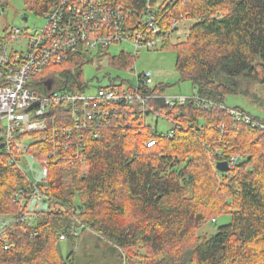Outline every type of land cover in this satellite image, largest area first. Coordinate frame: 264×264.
Masks as SVG:
<instances>
[{"label": "trees", "instance_id": "trees-1", "mask_svg": "<svg viewBox=\"0 0 264 264\" xmlns=\"http://www.w3.org/2000/svg\"><path fill=\"white\" fill-rule=\"evenodd\" d=\"M23 1L37 16L58 2ZM147 1L123 0L135 25ZM169 8L173 19L194 25L186 42L173 45L167 38L161 50L177 52L181 81L193 83L199 97L216 107L202 109L188 101L170 109L155 100L151 110L174 122L173 137H163L132 112V117H118L96 129V137L92 131L82 132L85 163L72 158L75 167L65 154L64 159L55 152L51 159V133L26 136L41 140L28 153L42 164L49 160L46 193L53 208L34 209V221L9 227L5 235L16 247L5 250L0 241V264H76L72 255L65 259L59 250L61 236L75 237L76 225L108 239L124 264H264V127L236 122L227 108L263 126L264 120L226 103L240 92L238 79H249L264 90V0H176L161 9L162 15ZM98 57L127 72L133 71L138 55L99 52ZM93 61L80 53L51 71L61 70L71 90H82L88 85L84 67ZM167 87L156 84L149 92L165 95ZM58 121L72 126L65 116ZM78 134L71 142L74 147ZM152 139L156 145L147 148L145 142ZM234 158V168L218 171L219 162L232 163ZM28 182L11 156L0 150V217H17L31 211V205L39 206L31 204ZM211 215H230L231 222L211 239L202 238L199 230Z\"/></svg>", "mask_w": 264, "mask_h": 264}, {"label": "built area", "instance_id": "built-area-1", "mask_svg": "<svg viewBox=\"0 0 264 264\" xmlns=\"http://www.w3.org/2000/svg\"><path fill=\"white\" fill-rule=\"evenodd\" d=\"M8 1L0 0V150L9 154L12 164L28 178L31 204H47L49 169L47 162L42 164L28 153L29 145L26 146L25 141L29 138L26 136L51 133L53 152L50 156L57 152L60 156L65 154L71 165L74 164L72 158L80 159L83 164L85 155L82 150L86 144L78 142L73 148L72 130L79 133L78 141L84 138L81 133L87 130L96 137V129L109 126L112 119L127 118L130 112H134L136 119L143 118L145 123L152 114L170 120L161 112H152L151 102L155 100H162L170 109L188 101H194L202 109L216 107V104L201 99L197 92L192 97L151 94L149 89L155 85L149 72L136 74L137 82L128 87H125V81L119 85L114 81L113 88H100L96 94L89 95V84L82 90H71V84H60L51 71L53 66H60L80 53H84L88 60L98 59L99 52H109L114 46H130V53L134 55L140 51L161 49L167 38L172 40L178 24L171 8L163 15L161 9L173 6L176 0H157L155 3L148 0L136 25L130 20V11L123 0H58L52 9L39 16L43 23L34 32L2 25ZM183 21L186 20L180 22ZM165 28L167 33H164ZM48 80H53L51 88L46 84ZM227 109L236 122L264 127L240 110ZM64 116L71 120L73 127L57 122ZM175 128L167 135H161L173 137ZM155 144V139L145 142L147 148ZM24 158L30 160L27 169L21 167ZM235 164L234 158L228 163L229 169ZM35 166L40 170L37 171ZM33 211L10 220L0 218V241L5 250L16 247L5 235L6 231L16 222L34 221ZM73 234L78 235V228ZM62 238L67 239L66 235Z\"/></svg>", "mask_w": 264, "mask_h": 264}, {"label": "rangeland", "instance_id": "rangeland-1", "mask_svg": "<svg viewBox=\"0 0 264 264\" xmlns=\"http://www.w3.org/2000/svg\"><path fill=\"white\" fill-rule=\"evenodd\" d=\"M27 17V21H23V17ZM180 22L176 26V32L171 40L173 45L186 42L190 36L191 28L194 22L191 20ZM172 22V21H171ZM180 22V23H179ZM2 25L10 27H18L20 29H28L34 32L42 25L41 17L27 10L23 0H9L6 3V12L1 19ZM122 51L132 52L130 46L119 45L109 50L112 56L120 54ZM177 52L174 49H159L157 51H140L133 71L120 72L110 66L107 58L94 59L92 64L84 67V81L89 84L87 93L89 95L96 94L100 88L108 87L112 81H116L117 85L121 81H125V87L137 82L136 74L151 73L153 84L167 85L166 96L183 95L192 97L196 93V86L190 81H181V77L176 69ZM56 79L60 84H64L61 70L53 71ZM40 80V78H37ZM240 92L227 98L229 107H239L249 112L253 116L264 120V90L258 83L249 79H238ZM146 124L159 134L166 135L173 130L175 124L172 120L163 119L150 115L146 119ZM34 144L32 138L25 141V145ZM29 156V155H28ZM24 161V163H23ZM21 167L28 168L29 158H24ZM24 165V167H23ZM35 169L40 170L38 166ZM58 207V206H57ZM53 208L50 204L40 203L38 207L31 205V210L44 211ZM60 209H63L59 206ZM214 209V208H213ZM212 208L208 209V211ZM9 220L14 215L5 216ZM4 218V217H0ZM215 218V219H214ZM206 224L199 230V236L211 239L218 232V229L228 225L231 222L230 215L209 216ZM78 228V235L69 237L59 242V250L63 258L67 259L71 256V261L76 264H124V259L119 249L113 245L108 239L92 233L89 229Z\"/></svg>", "mask_w": 264, "mask_h": 264}, {"label": "bare ground", "instance_id": "bare-ground-1", "mask_svg": "<svg viewBox=\"0 0 264 264\" xmlns=\"http://www.w3.org/2000/svg\"><path fill=\"white\" fill-rule=\"evenodd\" d=\"M135 110H136V109H135ZM130 113H131L132 116H133V113H132V112H130ZM131 114H130V116H131ZM128 116H129V115H128ZM132 116H131V117H132ZM127 118H128V117H127ZM140 119H141V118H140ZM58 122H59V121H58ZM71 125H72L71 127H73V124H71ZM69 126H70V124H69ZM147 126H150V125H147ZM102 128H103V127H102ZM102 128H100V129H102ZM96 131H97V130H96ZM86 132H87V131H86ZM74 133H75V131H74ZM77 133H78V132H77ZM77 133H76V134H77ZM89 133H90V132H88V134H89ZM76 134H75V135H76ZM81 134H83V133H81ZM85 134H86V133H85ZM85 134H84V135H85ZM75 135H73V137H74ZM98 135H99V134H98ZM166 135H167V134H166ZM50 138H51V137H50ZM74 138H76V136H75ZM41 139H42V138H41ZM46 139H47V138H45V140H46ZM52 139H53V138H51V140H52ZM82 139H83V138H82ZM82 139H81V140H82ZM35 140H37V141H41V140H38V139H35ZM71 140H72V143H73L74 140H73V139H71ZM76 140H77V139H76ZM81 140H79V141H81ZM83 140H84V139H83ZM83 140H82V141H83ZM79 141H78V142H79ZM74 142H75V141H74ZM78 142H77V143H78ZM34 143H35V142H34ZM74 145H75V144H73V147H74ZM155 145H156V144H155ZM29 146H30V145H29ZM50 154H51V153H50ZM58 155H59V154H58ZM55 157H58V156L56 155ZM60 157H61V158H64L65 156L63 157V155H62V156H60ZM60 157H59V158H60ZM29 158H30V157H29ZM49 158H50V157H49ZM52 158H53V156H51V159H52ZM59 158H58V159H59ZM53 159H54V158H53ZM53 159H52V160H53ZM64 159H65V158H64ZM74 159H76V158H74ZM56 160H57V159H56ZM56 160H55V161H56ZM62 160H63V159H62ZM72 160H73V159H72ZM76 160H78V159H76ZM79 160H80V159H79ZM47 161H49V160H47ZM47 161H46V162H47ZM57 161H59V160H57ZM66 161H68V159H67ZM73 161L75 162V160H73ZM59 162H60V161H59ZM23 163H24V161H23ZM65 163H66V162H65ZM67 163H68V162H67ZM84 163H85V162H84ZM28 164H29V163H28ZM69 164H70V163H69ZM74 164H75V163H74ZM74 164H73L72 166H74ZM47 165H49V163H47ZM67 166H68V165H67ZM70 166H71V165H70ZM23 167H24V165H23ZM48 167H49V166H48ZM74 167H75V166H74ZM71 168H72V167H71ZM71 168H70V169H71ZM28 183H29V182H28ZM29 184H30V183H29ZM29 184H28V185H29ZM26 187H27V186H25V188H24V190H23V191H25V192H26V190H27ZM28 190H29V189H28ZM18 193H19V192H18ZM20 195H21V194H19V196H20ZM26 195H27V192H26ZM17 197H18V196H17ZM21 197H22V195H21ZM21 197H20V199H21ZM23 197L25 198V195H24ZM23 197H22V199H23ZM26 197H27V196H26ZM25 199L29 201V198H28V199L25 198ZM22 202H23V200H22ZM26 202H27V201H26ZM26 202H25V203H26ZM47 202L49 203V201H47ZM26 204H27V203H26ZM35 205H37V204H35ZM36 215H37V214H36ZM18 223H19V222H18ZM22 223H23V222H22ZM24 223H25V222H24ZM25 224H26V223H25Z\"/></svg>", "mask_w": 264, "mask_h": 264}, {"label": "water", "instance_id": "water-1", "mask_svg": "<svg viewBox=\"0 0 264 264\" xmlns=\"http://www.w3.org/2000/svg\"><path fill=\"white\" fill-rule=\"evenodd\" d=\"M27 19H28V18H27L26 16L23 17V21H26ZM52 83H53V80H48V81L46 82V84L48 85L49 88H51ZM217 169H218V171H220V172H224V173L228 172V171H229L228 163H227V162H219V163L217 164Z\"/></svg>", "mask_w": 264, "mask_h": 264}]
</instances>
